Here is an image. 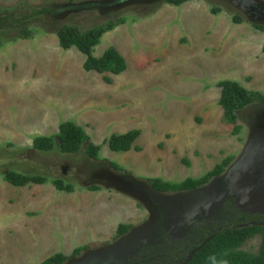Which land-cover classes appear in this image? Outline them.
<instances>
[{
	"label": "rangeland",
	"instance_id": "obj_1",
	"mask_svg": "<svg viewBox=\"0 0 264 264\" xmlns=\"http://www.w3.org/2000/svg\"><path fill=\"white\" fill-rule=\"evenodd\" d=\"M165 1L0 0V264L58 254L65 264H138L146 250L237 219L233 210L264 215V106L239 112L235 134L217 87L234 81L264 95V0ZM44 8L50 16L29 17ZM120 20L93 53L115 48L127 64L119 76L86 73L85 56L59 46L63 26L86 32ZM25 26L33 39H19ZM70 121L100 148L97 162L87 144L76 155L34 150L36 138L56 137ZM131 131L141 136L129 152L109 149L111 136ZM229 157L226 172L195 191L148 184L198 179ZM9 172L49 183L15 188ZM58 179L75 191H57ZM121 226L130 230L118 237ZM260 242L242 250L257 254Z\"/></svg>",
	"mask_w": 264,
	"mask_h": 264
},
{
	"label": "trees",
	"instance_id": "obj_2",
	"mask_svg": "<svg viewBox=\"0 0 264 264\" xmlns=\"http://www.w3.org/2000/svg\"><path fill=\"white\" fill-rule=\"evenodd\" d=\"M189 1L191 0H166L165 3L179 7ZM218 12L213 10L214 14ZM49 13L50 9L44 8L34 11L29 17L44 18ZM234 22L239 24L241 20L235 17ZM124 23L125 20H120L118 23L111 21L86 32L74 27L63 26L57 31L56 35L62 50L69 51L75 48L85 56L86 60L83 68L86 73L95 72L100 75L109 73L119 76L127 70V64L115 48L108 49L100 58H96L93 53L95 48L100 45L105 34L113 31L119 24ZM262 30L264 31V29ZM33 38L34 33L25 26L19 39L31 40ZM5 44V41L0 38V48ZM106 81L109 84L111 83L110 79ZM217 87L221 89L219 104L224 111L226 123L234 126V133L238 134L242 130V127L238 124V113L253 105L264 106V95L258 92H250L234 81L220 82ZM140 136V131H131L124 135H113L107 142L108 147L116 153L129 152ZM86 144V156L97 162L100 148L90 143V137L84 129L70 121L59 126V133L56 137L36 138L33 141V148L39 152L58 150L62 155H76L82 152ZM232 162L233 158L229 157L222 164L216 166L213 171L198 179L190 178L181 183L150 179L148 184L154 192L161 194L195 191L207 186L213 179L221 177ZM110 166L113 169L120 170L115 164H110ZM4 180L15 188L44 186L49 183L47 177L44 176H30L15 172L6 174ZM51 183L59 192L72 194L75 191L73 185L65 184L63 180L58 179L51 181ZM100 189L94 186L89 188L90 191H99ZM233 211L237 214V219H231L212 229H205L202 235L195 236L194 240L190 242H173L159 252L148 253L147 259L151 260L148 264H264V215H244L240 217L238 212ZM129 230V226H121L118 230V237L124 236ZM256 238L261 241L257 254L242 250L249 241ZM86 249H77L74 256H78ZM67 259L64 255L58 254L41 264H65Z\"/></svg>",
	"mask_w": 264,
	"mask_h": 264
},
{
	"label": "flooded vegetation",
	"instance_id": "obj_3",
	"mask_svg": "<svg viewBox=\"0 0 264 264\" xmlns=\"http://www.w3.org/2000/svg\"><path fill=\"white\" fill-rule=\"evenodd\" d=\"M169 244H171V243H169ZM166 247H167V245H166ZM160 250H162V249H160V248H158V249L154 248V249H151L150 251L149 250H146L145 254L143 255V259H141L138 262V264H148V263H150L151 260L150 259H147V254L148 253H152L153 254L154 252H159Z\"/></svg>",
	"mask_w": 264,
	"mask_h": 264
}]
</instances>
